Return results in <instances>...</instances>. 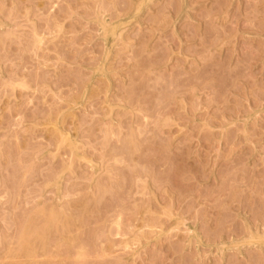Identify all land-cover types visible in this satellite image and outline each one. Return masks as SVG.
Segmentation results:
<instances>
[{
    "label": "rangeland",
    "instance_id": "rangeland-1",
    "mask_svg": "<svg viewBox=\"0 0 264 264\" xmlns=\"http://www.w3.org/2000/svg\"><path fill=\"white\" fill-rule=\"evenodd\" d=\"M0 264H264V0H0Z\"/></svg>",
    "mask_w": 264,
    "mask_h": 264
}]
</instances>
